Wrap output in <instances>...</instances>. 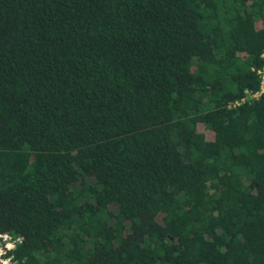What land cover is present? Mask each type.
<instances>
[{"label":"trees","instance_id":"16d2710c","mask_svg":"<svg viewBox=\"0 0 264 264\" xmlns=\"http://www.w3.org/2000/svg\"><path fill=\"white\" fill-rule=\"evenodd\" d=\"M264 0H0V233L25 264H264Z\"/></svg>","mask_w":264,"mask_h":264},{"label":"built area","instance_id":"2783aa9c","mask_svg":"<svg viewBox=\"0 0 264 264\" xmlns=\"http://www.w3.org/2000/svg\"><path fill=\"white\" fill-rule=\"evenodd\" d=\"M260 57L264 60V48L260 54ZM256 74L260 79V88L257 91H244L245 95L231 103L232 106L238 105L239 103L252 98H257L264 91V63L261 67L255 69ZM21 241L19 236H13L10 233H0V264H25L18 263L14 259L12 251L16 248L17 244Z\"/></svg>","mask_w":264,"mask_h":264}]
</instances>
